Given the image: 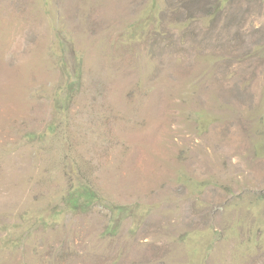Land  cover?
<instances>
[{
	"label": "rangeland",
	"instance_id": "374dc122",
	"mask_svg": "<svg viewBox=\"0 0 264 264\" xmlns=\"http://www.w3.org/2000/svg\"><path fill=\"white\" fill-rule=\"evenodd\" d=\"M0 264H264V0H0Z\"/></svg>",
	"mask_w": 264,
	"mask_h": 264
},
{
	"label": "trees",
	"instance_id": "16d2710c",
	"mask_svg": "<svg viewBox=\"0 0 264 264\" xmlns=\"http://www.w3.org/2000/svg\"><path fill=\"white\" fill-rule=\"evenodd\" d=\"M70 76L71 78L76 79L79 76V73L74 72ZM75 81L68 83L65 89L66 94L65 96L59 97L58 104H61L62 101L64 102L65 99L69 98V95L73 93L76 86ZM100 201L101 198L97 191L88 182L78 177L71 182L66 193L63 195L64 207L72 211H87L93 206L100 204ZM111 208L114 211L113 217L115 218L116 216L124 215L126 212V207L122 205H111ZM113 226L114 225L109 226L108 231H110Z\"/></svg>",
	"mask_w": 264,
	"mask_h": 264
}]
</instances>
